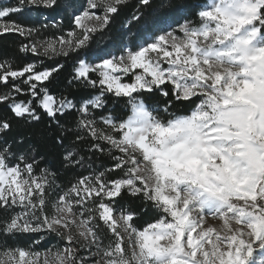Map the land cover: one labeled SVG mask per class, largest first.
Instances as JSON below:
<instances>
[{
  "label": "snow or ice",
  "instance_id": "6c2138e0",
  "mask_svg": "<svg viewBox=\"0 0 264 264\" xmlns=\"http://www.w3.org/2000/svg\"><path fill=\"white\" fill-rule=\"evenodd\" d=\"M128 3L67 0L64 26L13 19L59 0L0 2V39L16 37L0 55V264H264V0H204L172 23L184 5L149 22L153 0H136L123 27L143 34L93 47ZM45 118L78 170L66 184L7 138Z\"/></svg>",
  "mask_w": 264,
  "mask_h": 264
},
{
  "label": "trees",
  "instance_id": "16d2710c",
  "mask_svg": "<svg viewBox=\"0 0 264 264\" xmlns=\"http://www.w3.org/2000/svg\"><path fill=\"white\" fill-rule=\"evenodd\" d=\"M63 5L67 3V0H62ZM79 0H77L78 2ZM7 2V0H6ZM163 2V0H153V8L155 9L156 16H163L164 10L159 7V5ZM204 0H172L173 4H180L184 5L185 8L182 12H184L183 17H187L189 19H194V16L192 15L194 11H196L195 8H193V5L203 3ZM136 4V0H129L128 6L123 9L121 12V15L118 16L115 20L114 28L119 24L120 21L125 19L127 16H129L133 10L134 6ZM151 12V10H148ZM177 10H169L167 16L164 17L165 19L170 20L171 18L175 17ZM70 12L71 10H65L63 7L60 9H30L25 10L20 15L13 17V19H17L23 23L26 24H32V23H45V24H57V25H64L67 26L70 22ZM182 16V15H181ZM157 19V18H155ZM53 29H50L52 31ZM16 37L14 36H8L4 37L3 39H0V55H4L6 52L12 51V49L8 48L7 46L15 40ZM47 63V61H45ZM70 69V65H66V68L64 72H62L54 81H53V88L55 89H63L66 86V80L68 76V72ZM146 100L152 104H155L159 97L153 96L150 98H146ZM124 103L125 101L119 100V101H113L112 105L116 109L117 113H121L124 109ZM0 114H7L4 110L3 106H0ZM63 119H66L68 121L72 120V116L69 115ZM19 136L25 137V143L22 147L28 148V149H35L36 152L39 154V157L43 159V164L47 165L49 168L53 170L61 169V156L63 149L57 145L54 140L52 139L51 131L47 128V118H45L43 121H41L39 124L34 125H25L22 121H14L13 122V129L10 133H8V139L11 141L12 139H15ZM97 164L99 163H106V158H100L96 161ZM76 171H69L64 172L61 169V180L66 184L69 180L72 179L74 175H76ZM125 201L130 204L132 207L141 209L144 206L141 204V202L137 199L128 198L125 196ZM151 209L142 216L143 219H147L152 215ZM141 221H137V223H140ZM26 239V238H25ZM52 242H57L56 239H54ZM45 243L42 242V245ZM41 245V246H42Z\"/></svg>",
  "mask_w": 264,
  "mask_h": 264
},
{
  "label": "rangeland",
  "instance_id": "374dc122",
  "mask_svg": "<svg viewBox=\"0 0 264 264\" xmlns=\"http://www.w3.org/2000/svg\"><path fill=\"white\" fill-rule=\"evenodd\" d=\"M0 2H6V0H0ZM59 2L61 3L62 7H63V1L59 0ZM79 2H82V0H79ZM62 7L56 8V9H60ZM70 10V9H69ZM197 10V9H196ZM150 14L145 17V19H148L149 22H151L153 19L155 18H161V16L157 17L155 11H148ZM184 12H181L179 10L176 11V15L175 17L171 18L170 20L168 19H163L164 23H172L174 20H180L181 22L183 21V19L185 17H183ZM182 15V16H181ZM131 16V14L129 16H127L125 19H123L122 21L119 22V24L114 28V24L111 25V27L102 34V38L101 37H97V41L98 44L93 45V47H99V48H103L105 50H115L118 47L121 46H125L128 43H130L132 37L136 34H143V28L141 27L144 24V20L142 19L140 24H136L135 22H133V24L129 27V28H124L123 27V22L127 19H129ZM173 27H175V24L173 23L172 25ZM54 239H51L50 241H48L47 243H45L44 245H42V247H51L53 245H55V242H52ZM257 260H259L261 255H264V253L260 252L259 250L255 253Z\"/></svg>",
  "mask_w": 264,
  "mask_h": 264
}]
</instances>
